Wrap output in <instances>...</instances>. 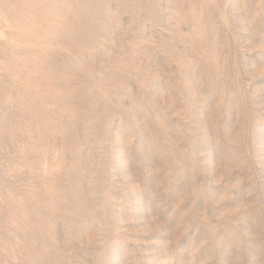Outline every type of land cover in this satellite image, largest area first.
I'll return each instance as SVG.
<instances>
[{
    "label": "rangeland",
    "instance_id": "374dc122",
    "mask_svg": "<svg viewBox=\"0 0 264 264\" xmlns=\"http://www.w3.org/2000/svg\"><path fill=\"white\" fill-rule=\"evenodd\" d=\"M0 0V264H264V0Z\"/></svg>",
    "mask_w": 264,
    "mask_h": 264
},
{
    "label": "clouds",
    "instance_id": "9594fccd",
    "mask_svg": "<svg viewBox=\"0 0 264 264\" xmlns=\"http://www.w3.org/2000/svg\"><path fill=\"white\" fill-rule=\"evenodd\" d=\"M32 34L42 33L40 29L49 21L62 18L63 9L67 7L62 3H52L51 0H37L32 6Z\"/></svg>",
    "mask_w": 264,
    "mask_h": 264
}]
</instances>
